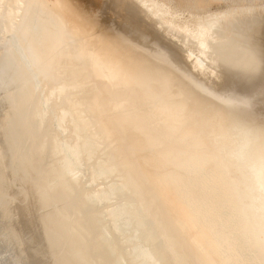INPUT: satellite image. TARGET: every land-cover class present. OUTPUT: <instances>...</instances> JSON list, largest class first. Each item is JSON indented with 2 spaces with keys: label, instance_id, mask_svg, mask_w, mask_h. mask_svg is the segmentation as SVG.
Returning a JSON list of instances; mask_svg holds the SVG:
<instances>
[{
  "label": "bare ground",
  "instance_id": "bare-ground-1",
  "mask_svg": "<svg viewBox=\"0 0 264 264\" xmlns=\"http://www.w3.org/2000/svg\"><path fill=\"white\" fill-rule=\"evenodd\" d=\"M122 1L0 0V264H264L245 160H164L177 115L264 127V0Z\"/></svg>",
  "mask_w": 264,
  "mask_h": 264
},
{
  "label": "clouds",
  "instance_id": "clouds-1",
  "mask_svg": "<svg viewBox=\"0 0 264 264\" xmlns=\"http://www.w3.org/2000/svg\"><path fill=\"white\" fill-rule=\"evenodd\" d=\"M170 131L173 147L164 154V160L174 169L176 185L185 177L202 174L210 162L222 157L245 160L249 202L241 209L239 228L249 248L264 250V127L233 123L202 133L186 130L177 115Z\"/></svg>",
  "mask_w": 264,
  "mask_h": 264
},
{
  "label": "rangeland",
  "instance_id": "rangeland-1",
  "mask_svg": "<svg viewBox=\"0 0 264 264\" xmlns=\"http://www.w3.org/2000/svg\"><path fill=\"white\" fill-rule=\"evenodd\" d=\"M76 3L80 7L82 6L83 10L86 9V12L84 11L85 13H89L91 17H96L104 27L117 28L120 26V21L125 23L129 15L125 9V2L122 0H76ZM215 6V4H212L211 9H214ZM131 22L128 21L127 25H130ZM178 52L182 55L179 50Z\"/></svg>",
  "mask_w": 264,
  "mask_h": 264
},
{
  "label": "water",
  "instance_id": "water-1",
  "mask_svg": "<svg viewBox=\"0 0 264 264\" xmlns=\"http://www.w3.org/2000/svg\"><path fill=\"white\" fill-rule=\"evenodd\" d=\"M14 41V40H13ZM16 43V42H15Z\"/></svg>",
  "mask_w": 264,
  "mask_h": 264
}]
</instances>
